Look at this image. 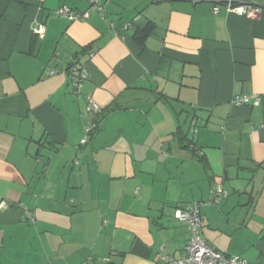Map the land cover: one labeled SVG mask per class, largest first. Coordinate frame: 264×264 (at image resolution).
I'll return each instance as SVG.
<instances>
[{
    "label": "crops",
    "instance_id": "crops-1",
    "mask_svg": "<svg viewBox=\"0 0 264 264\" xmlns=\"http://www.w3.org/2000/svg\"><path fill=\"white\" fill-rule=\"evenodd\" d=\"M218 1L98 0L70 22L56 11L87 0H0V264L178 260L193 204L211 247L264 264V11Z\"/></svg>",
    "mask_w": 264,
    "mask_h": 264
},
{
    "label": "built area",
    "instance_id": "built-area-1",
    "mask_svg": "<svg viewBox=\"0 0 264 264\" xmlns=\"http://www.w3.org/2000/svg\"><path fill=\"white\" fill-rule=\"evenodd\" d=\"M153 2H159L162 0H152ZM89 9L84 13H76L66 6L60 7L56 11V15L60 18H64L70 22L84 21L89 18L91 13L102 14V7L99 5L98 0H87ZM219 4H222L224 11L227 14H234L236 16L245 17L248 19H256L264 11V7L253 1L248 0H220ZM220 9L217 5L212 8L214 14L219 13ZM113 28V24H110ZM130 26L126 25L123 29H128ZM34 35L43 37L45 34V28L41 25L37 26L33 30ZM76 72V79L74 81L73 89L74 93L78 94L85 80H87V73L84 68L74 69ZM55 71H50L49 75L52 76ZM252 100L253 105L259 104V98L257 96H239L234 98L232 103L240 106L247 104ZM100 112V107L90 98L83 109L82 116L86 122L84 125V136L82 144L88 143L90 136L97 129L96 116ZM226 198V193L221 187H216L212 193L208 203L217 204L222 199ZM174 219L179 223L187 225L189 232V239L184 248V256L181 259H174L170 256L159 255V264H253L238 256H227L220 253L213 247H211L201 235L203 227V221L200 214V204H193L186 210L177 208L174 212ZM161 247L160 250H162Z\"/></svg>",
    "mask_w": 264,
    "mask_h": 264
},
{
    "label": "trees",
    "instance_id": "trees-1",
    "mask_svg": "<svg viewBox=\"0 0 264 264\" xmlns=\"http://www.w3.org/2000/svg\"><path fill=\"white\" fill-rule=\"evenodd\" d=\"M147 31H136L133 35V39L138 41L142 38H145L147 36Z\"/></svg>",
    "mask_w": 264,
    "mask_h": 264
}]
</instances>
